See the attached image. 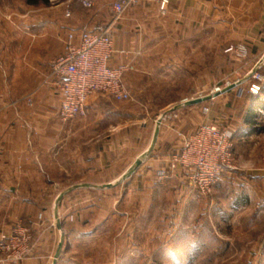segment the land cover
Masks as SVG:
<instances>
[{
    "label": "crops",
    "instance_id": "obj_1",
    "mask_svg": "<svg viewBox=\"0 0 264 264\" xmlns=\"http://www.w3.org/2000/svg\"><path fill=\"white\" fill-rule=\"evenodd\" d=\"M113 1L93 0L89 9L73 7L67 19L61 11L55 17L50 6L36 7L33 12V2L26 1L20 13L24 19L5 27V31L13 29L12 37L7 34L2 38L0 32V232L8 231L16 219L30 223L36 220L33 207L46 205L49 200L39 191L69 192L67 197L61 194L64 204L71 199V191L73 195L76 191L122 189L120 198L110 199V206L130 205L134 199L128 197L129 191L159 189L167 195L188 192L181 170L162 181H158L157 173L179 148L178 128L191 133L204 120L196 112L195 103L178 108L182 110L165 107L160 119L155 118L153 125L146 127L137 126L132 113L121 110L122 101L103 93L87 98L83 115L70 120L57 115L59 89L56 81L48 78L50 61L63 52L69 32L77 35L95 22H108ZM215 26L228 30L230 39L245 40L260 49L264 46V0H168L164 13L156 1L142 0L111 27L115 53L110 64L133 66L124 75L131 88L140 78L154 77L151 74L156 65L157 71L160 69L158 77H171L181 69L177 63L183 60V46L195 49L198 31L207 35ZM201 44L210 45L206 38ZM191 87L190 91H197L196 85ZM28 93H32L30 104L19 100ZM172 112H179L178 120L173 119ZM205 117L208 120L209 114ZM135 130L150 133L151 138L146 148L128 162L123 154L131 146ZM137 158L141 159L138 165ZM102 200L95 198L92 202L94 220ZM84 201L74 197V202L83 207ZM86 220L88 217L81 221ZM66 232L68 245L60 242L55 231L36 232L33 253L20 264H127L133 259L134 249L141 255L158 249H150L149 242L146 250L133 248L127 229L117 230L115 242L106 247L86 246L87 232ZM172 235L164 233V242ZM95 250L108 251L110 260L95 256ZM144 261L149 264L147 258Z\"/></svg>",
    "mask_w": 264,
    "mask_h": 264
},
{
    "label": "rangeland",
    "instance_id": "obj_2",
    "mask_svg": "<svg viewBox=\"0 0 264 264\" xmlns=\"http://www.w3.org/2000/svg\"><path fill=\"white\" fill-rule=\"evenodd\" d=\"M26 1L33 2V12L36 7L50 6L54 7L55 17L61 11L65 19L69 18L66 12H74L73 7L86 9L74 0H0L2 38L7 34L12 37L13 29L5 31V27L19 22ZM195 36L198 44L195 49L182 48L184 57L177 63L181 69L171 77H158L160 69L157 71L156 65L151 74L154 77L138 79L134 88L127 86L131 99L123 102L121 110L131 112L137 126L146 127L153 125L155 118L160 119L163 108L203 97L204 100L194 104L196 112L204 117L200 123L209 121L233 133V168L221 173L209 192L191 191L188 186L187 194L183 191L167 195L159 189L129 191L128 197L134 200L128 206H110V199L120 198L122 189L76 191L73 195L71 191V199L64 204L61 194L67 197L69 192L39 191L49 200L48 203L45 200L46 205L33 207L36 220L32 223L23 219L12 221L31 228L33 249L36 232L55 231L60 242L68 245L66 231H84L89 233L86 246L106 247L115 242L117 230L127 229L133 248L146 250L148 242L150 249L158 247L156 252L144 255L134 249L136 253L131 254L134 260L130 258L127 264H144L146 258L149 264H264V109L256 106L258 101L264 103V93L248 91L252 70L260 58L263 59L261 86H264V46L259 49L247 45L245 40H232L228 30L216 26L207 35L200 30ZM205 38L210 45L201 44ZM240 43L247 47L245 56L226 51L227 47ZM193 84L197 91H190ZM31 95L28 93L19 100L30 104ZM208 95L212 97L205 98ZM205 107H208L207 112ZM249 109L256 113L254 124L245 120ZM172 114L174 120L179 119V112ZM178 129L177 132L184 133L182 128ZM135 132L131 146L123 154L128 162L146 148L151 138L150 133ZM155 138L156 132L153 143ZM72 196L85 199L86 206L76 204ZM95 198L103 199L96 220L92 204ZM85 217L88 220L81 221ZM76 218L79 220H73ZM166 232L174 234L167 243L163 240ZM159 247L163 251L160 252ZM95 256L103 260L111 257L105 250H95Z\"/></svg>",
    "mask_w": 264,
    "mask_h": 264
},
{
    "label": "built area",
    "instance_id": "obj_3",
    "mask_svg": "<svg viewBox=\"0 0 264 264\" xmlns=\"http://www.w3.org/2000/svg\"><path fill=\"white\" fill-rule=\"evenodd\" d=\"M74 1L86 9L93 6V0ZM141 1L115 0L109 6L111 16L108 22H95L81 29L77 35L74 32L67 34L63 52L51 59L48 73V78L58 85L60 98L57 115L60 119L70 120L83 115L87 98L92 94H107L122 102L131 99L124 75L133 66L129 63L110 64L115 53L111 27L129 7ZM148 1H156L161 13L168 6V0ZM226 51L245 56L247 47L240 43L227 47ZM262 63L263 59L260 58L251 71L248 85L251 94L261 91ZM204 110L207 112L208 107ZM178 136L179 148L169 155L165 167L159 169L158 181L168 178L173 171L181 170L191 191L209 192L219 175L233 168L232 131L206 121L200 123L193 132H178ZM32 251L31 228L20 221L12 223L8 231L0 232V264L19 263L31 256Z\"/></svg>",
    "mask_w": 264,
    "mask_h": 264
},
{
    "label": "water",
    "instance_id": "obj_4",
    "mask_svg": "<svg viewBox=\"0 0 264 264\" xmlns=\"http://www.w3.org/2000/svg\"><path fill=\"white\" fill-rule=\"evenodd\" d=\"M232 85L228 86L225 88V90L229 89ZM211 97L210 95L206 96L205 98H209ZM202 100H204L203 97H198V98H192V99H187L185 100L183 103L181 104H176L174 106H172L169 110H175V109H178L180 106L184 105V104H191V103H198V102H201ZM157 128H158V124L156 125V131H157ZM141 162V159L140 158H137L136 160V165H138L139 163Z\"/></svg>",
    "mask_w": 264,
    "mask_h": 264
},
{
    "label": "trees",
    "instance_id": "obj_5",
    "mask_svg": "<svg viewBox=\"0 0 264 264\" xmlns=\"http://www.w3.org/2000/svg\"><path fill=\"white\" fill-rule=\"evenodd\" d=\"M260 92L264 93V86L263 85L261 86V91ZM256 103H257L256 106H261L264 109V103H262V101H258ZM254 117H256V113L252 112L251 109H249L248 113L245 116V120H246V122H248L250 124L251 123L254 124L255 123Z\"/></svg>",
    "mask_w": 264,
    "mask_h": 264
}]
</instances>
